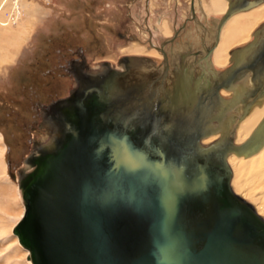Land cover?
Instances as JSON below:
<instances>
[{
    "label": "water",
    "instance_id": "water-1",
    "mask_svg": "<svg viewBox=\"0 0 264 264\" xmlns=\"http://www.w3.org/2000/svg\"><path fill=\"white\" fill-rule=\"evenodd\" d=\"M248 73L253 87L230 100L244 103L242 116L264 97V24L231 51L217 89ZM72 121L23 181L18 232L35 264H264V223L230 192L224 154L180 158L153 132L148 139L104 124L81 101Z\"/></svg>",
    "mask_w": 264,
    "mask_h": 264
},
{
    "label": "rangeland",
    "instance_id": "rangeland-1",
    "mask_svg": "<svg viewBox=\"0 0 264 264\" xmlns=\"http://www.w3.org/2000/svg\"><path fill=\"white\" fill-rule=\"evenodd\" d=\"M10 1L0 0V7L9 8ZM15 2L21 9L18 20L0 25V264H35L33 253L18 232L27 215L20 185L28 173V159L45 138L57 134L54 129L58 120L52 118L51 111L69 101L80 88L82 78L101 66L123 69L125 58L141 56L156 61L160 73L163 54L151 46V34L155 45L168 44L176 25L188 22V27L197 28L188 20L190 0H179V5L177 0ZM22 27L25 38L15 51L10 41L19 39L21 34L11 31ZM241 31L244 33V29ZM183 34L178 36L177 43H181ZM215 41L209 47L193 42L189 49H209ZM209 54L197 52L195 56ZM229 59L230 56L226 65ZM261 164L264 165V159ZM226 167L229 174L226 182L236 197L230 188L231 169L229 165ZM257 167L260 169L259 164ZM237 199L264 223L255 214L251 202Z\"/></svg>",
    "mask_w": 264,
    "mask_h": 264
},
{
    "label": "bare ground",
    "instance_id": "bare-ground-1",
    "mask_svg": "<svg viewBox=\"0 0 264 264\" xmlns=\"http://www.w3.org/2000/svg\"><path fill=\"white\" fill-rule=\"evenodd\" d=\"M17 1L20 2L21 0ZM26 3L27 2H25V4ZM240 19L238 17L233 18L232 16V19L229 20L227 26L220 31L218 41L216 40V35H213L215 31L208 34L203 29L202 31L197 28V30H187V33L184 36L185 38L182 36L183 40L180 44L179 42H175L173 45H171L167 42L170 45V48L167 49L166 47L168 44L164 45L163 48L164 51H166L168 61L170 62L171 66L173 64L179 68L178 63L181 52L190 51L191 54H189L185 60L187 81L181 83L183 85L185 83L186 87L185 89L182 87L180 91L178 90V93L181 95H179V111L177 113L173 112V116H170L169 114H160L158 126L155 132L156 135L153 139L162 145V147L168 149L171 153L178 155V157L183 159L192 158L193 155H207L211 157V159H218L220 161L221 159L219 156L217 158L216 155H218V153L219 155L224 154L222 156L223 160L225 161L226 165H229L231 169L230 188L235 193L236 197L241 201L251 202L255 214H257V216L259 215V217L264 220V165L261 164L264 159V97L257 101L251 111L245 116H242L244 112V103L241 100L231 104L227 108H220V106L216 105L218 102L213 98L210 100V102L213 103L211 106L205 104V107L210 106L209 108H205V112L207 111L206 115L204 114L201 115V117H198L194 114V112L184 113V99H188L192 96V93L190 92L191 84H193L197 79H204V76L201 75V66H207L205 67L207 71L216 73L221 66H226L228 58L231 56V53H228L230 45L235 42L247 40L248 35L243 37L241 34L242 22ZM207 23L208 27L210 28L211 26L209 25L211 24V21H208ZM213 26V28H216L217 24ZM18 35L20 37V34ZM214 39L216 40L215 44L218 45H216L217 47L213 45L211 48L207 49L208 53L209 50L211 51L209 56H207L208 54L195 56V51H198L200 47L195 51L192 48L189 49V46H191L193 42H197L199 46L201 43L205 46H209ZM200 50H203L201 54L206 53L204 49ZM127 59L130 60H128L127 63L126 61H123V63H125V65H123V69L119 67L117 70H110V67L108 69L107 67L102 68L101 66L96 70H91L92 72H88L89 77L86 79L84 77L82 78L80 82V88L77 89L75 95H73L69 101L61 104V107L51 111L54 112L51 114L53 116L52 118L58 120L60 126L58 123H55L56 128L54 131H56L57 134L49 133V137L45 138V142L39 145L37 151H35L34 155H32V158L28 160L26 165L28 173L34 171L37 168L34 158L38 157L42 151L49 152L54 150L56 148V142L59 140V138H61L60 136L65 131L64 129H71L73 124L72 111L70 112L71 102L77 98L87 95L84 94L83 91L88 90L87 88L94 84V79L97 77L99 78L100 75H103L102 79H105L107 86L105 88L97 87L96 96L102 100H100V103L104 104L108 108L106 113L103 114L105 121L118 120V122L124 123L132 122L127 120L123 121L124 118H116L115 115L118 111L122 110L120 108L121 106L122 108L124 107L122 104L124 97H128L132 101L133 95H130V91L128 92L126 89L129 88L127 86L141 82V77H147V75L151 74L152 71L156 73V76L150 81L152 84L151 90H153V87L156 85H158L159 90H162L160 88H163V90L166 88L169 89L172 86L174 80L172 77V67H170L167 77L166 70L163 74V77L161 76L162 78H157L160 77L158 75L162 73V69L160 67L161 72L158 73L159 71L157 69L159 66L154 65L151 68L154 62L152 65H147L151 59L141 56H132ZM209 59L212 61L210 62ZM139 63L140 65L143 64L141 65L143 67L136 68L138 67ZM122 64H120V66H122ZM127 64L128 67L126 68ZM125 68L127 69L126 73L120 72ZM209 75H211V73ZM217 75L218 74H215L214 77H217ZM154 92L156 91L153 90V96L155 98L152 99L155 101L154 104H156V102L159 100L157 99V96L154 94ZM236 92H240L238 88H233L231 90L222 89L221 91V93L226 96L235 95ZM100 94L104 96L105 100L100 96ZM108 99H110L113 103L116 102V104L117 101L121 102V106L118 107L115 104V107L111 108L112 106L108 103ZM221 105L224 106V104ZM127 108V111L133 113V109L135 107L131 103ZM61 111L64 113H61ZM134 111H137L136 115L133 117L134 120H136L139 118V113L142 111H140L139 108H135ZM220 117L222 120L219 119ZM199 134L202 135L197 138ZM230 143L233 145V149L223 152V150L228 147ZM249 154L252 155L248 156ZM232 156H234V158H232ZM249 159L252 160L249 161ZM258 164L260 169H257ZM28 173H25L24 176H26ZM227 178H229V174ZM262 181L263 183L260 184ZM21 183L22 184L20 185V188L22 190V195L24 196V182ZM25 202L27 211L28 202L27 200ZM28 248L33 253L32 249L30 247Z\"/></svg>",
    "mask_w": 264,
    "mask_h": 264
},
{
    "label": "flooded vegetation",
    "instance_id": "flooded-vegetation-1",
    "mask_svg": "<svg viewBox=\"0 0 264 264\" xmlns=\"http://www.w3.org/2000/svg\"><path fill=\"white\" fill-rule=\"evenodd\" d=\"M240 2H241V5H242L244 0H241ZM190 3H191L190 4V8H191L192 7V0H190ZM193 4H194V10H195V13H196L195 14V18L193 17L192 8H191L190 9V18L188 20L192 21V23H195L196 28H199L200 30L203 29L208 34L213 32V31H215L214 34L213 33L212 34L216 35V37H217L219 24H220L221 20L216 23L217 24L216 28H213L214 26H213L212 22H211L212 25L210 24L209 26H211V27L209 28L207 22L208 21H212V20L211 19L205 20V19L201 18L200 14L197 11L196 0H194ZM177 5H179V0H177ZM177 10H178V6H177ZM230 10H231L230 15H231L233 13L234 9L231 8ZM237 16H239V15H237ZM234 17H236V16H233V18ZM188 24H189L188 22H185V24H180L179 26L176 25L175 29L173 28V31H174V36H175V32L177 31V37L174 39L173 42L171 41V39H169L168 43L173 45L175 42H177L178 36L182 32H184L183 35L185 36L186 33H187V30H197V29L188 27ZM223 24H222V26L220 28V31L223 30V28H224ZM219 35H220V32H219ZM153 37L154 36H153V33H152L151 36H150V40H151L150 44H151V46L161 50V52L163 54V57H164L162 59L163 63H161V65H160L161 69H162V73L160 75H158L160 77H157V78H162L163 74L165 73L166 70H167L166 71L167 72L166 73V77H167V74L169 73L170 67H172V69H173L172 70L173 71V73H172L173 76L172 77L174 79L173 83H172V86L169 89L166 88L165 90H163V88H160L162 90H159L158 85L153 87L154 88L153 90L156 91L154 93L156 94L157 99L159 100L158 102H156V104H154L155 101H153V99H152V98H155V97L153 96V93H151V92H153V90H151L152 89V85H150V79L154 78L156 76V73L152 71L151 74H148L147 77H145V78H148V79H145L144 77L143 78L141 77V82L136 83V84L134 83L133 85H128L127 87H129V88L125 87L128 90V92L130 91L129 92L130 95L132 94L133 96H132V101L128 97H126V98L124 97V99L122 100V104L124 106L123 108L121 106V102L117 101V104H116V102L113 103L110 99H108L109 100L108 103L112 106L111 108L115 107V104L118 107L121 106L120 108L122 109L121 110L122 112L118 111L117 114L115 115L116 118L122 117V118H124L123 121L127 120V121H132V122H128V123L119 122V123H116V122H114V120L105 121L104 117H103V114L106 113L108 108L104 104H101L100 103L101 99H99L96 96V94H97L96 93L97 92L96 88L97 87L98 88H105L107 86V83H106L105 79H102L103 75H100L99 78L97 77L96 79H94V84L91 85V87H88L87 88L88 90L83 91V93L87 94V95H84V96H82L80 98H77V99H75V100H73L71 102V104H70V108H71L70 112L73 111L74 105H76L77 102L81 101V102H84V104L88 103V104H90L91 107H94V108L97 109V111L99 112L100 119H101V121L104 124H107L109 126L119 127V129L125 130V131H129V132H131L133 134L145 133L146 137L148 139H150V132L154 133L156 131V128L158 126V119L160 118V114L161 115L169 114L170 116H173L174 115V114L172 115L173 112L177 113L179 111V104L178 103L180 102V96L181 95L178 93V90L180 91V89L182 87L184 89L186 87L185 83H184V85L181 84V83L187 81V75H186L187 71H186V66H185V60L188 57V55L191 54L190 51L181 52V54L179 55V63H178L179 68L176 65H173V64L171 66L170 62L168 61V57H167L166 51H164V48H163L164 45H166V43L163 46H162V43L159 44V45H155ZM250 40H252V37L248 41H250ZM248 41H245V43H241L239 45H236V47H233V48L235 49V48H237L239 46H242V45L246 44V42H248ZM214 45H215V47H217L216 45H218V44L214 43ZM207 47H209V46H207ZM215 47H214V49H215ZM207 49L208 48H206L204 50L207 51ZM202 51L203 50H198V51H195V53L202 52ZM231 51H230V53H231ZM128 60H130V59L126 58L124 61H126V63H127ZM209 60H210V62L212 61L211 59H209ZM153 62H154V64H153ZM140 63H142V62H140ZM140 63L138 65V67H136V68L143 67V66H141L143 64L140 65ZM143 63H145V62H143ZM149 64H151V65L153 64L151 66V68L154 65L158 66L156 61H154V60H150L149 63H147V65H149ZM207 64H208V62H207ZM230 64H231V56H230V60H229L228 65H226L222 69H218V71L216 73L213 72V74H212V72H209V71L206 70L205 67H207V66H203V67L201 66V68H202L201 75L204 76V79L203 80L197 79L193 84H191L190 92L192 93V96L189 97L188 99L187 98L184 99V103H185V111H184V113H193L194 112V114L197 115L198 117H201V115H204V114L206 115L207 111L205 112V108H207L208 106L205 107V104L211 106V104H213V103L210 102V100H212V98L215 99L218 102V103H216V105L220 106V108H222V107L227 108L228 106H230L232 104L230 102V100L232 99L233 95H230V96L223 95L221 93L222 89L231 90L233 88H238L240 93H244V92H246L247 90H249L250 88L253 87L252 73H248L240 81H238L237 83L233 84V86L230 89H227V88H224V87H222L220 89H217V86H216L217 85L216 84L217 83L216 82V78L217 77H214V75L215 74H219L220 71H223L224 69H226ZM205 65H206V63H205ZM127 67H128V64L126 65V68ZM134 70H136V69H134ZM120 72L126 73L127 69H125L124 71H120ZM210 73H211V75H213V77L211 75H209ZM84 75H87V73L84 72ZM150 75H151V78H150ZM88 77H89V75H87V77H85V79L88 78ZM97 82H102L103 84L99 85ZM100 96L104 98L103 95L100 94ZM242 97L243 96H240V98H242ZM224 98H226V99H224ZM104 100H105V98H104ZM131 103H132V105H134L135 108H139L140 111H142V112L139 113V118L136 119V120H134V118H133L134 115H136V112H137V111H134L135 108L133 109V113H130L129 111H127L128 110L127 107H129ZM150 103H152V104H150ZM221 104H224V106L221 105ZM210 109H212V108H210ZM61 113H64V112H61ZM171 118H173V117H171ZM219 119H221V117ZM139 140H141V139H139Z\"/></svg>",
    "mask_w": 264,
    "mask_h": 264
},
{
    "label": "crops",
    "instance_id": "crops-1",
    "mask_svg": "<svg viewBox=\"0 0 264 264\" xmlns=\"http://www.w3.org/2000/svg\"><path fill=\"white\" fill-rule=\"evenodd\" d=\"M240 1L241 0H196V6L201 18L205 20L211 19L213 25H216L217 21H220L224 17V15L231 8H233L234 10L233 13L229 16L230 18L228 17L229 19H227L223 24L224 28L227 26L232 16H241V26L242 29H244V33L241 31V34L243 37H246L248 35L249 40L250 36L253 38L254 31L264 24V0H244L242 5ZM16 30L21 34V37L19 39L10 41L11 45L15 47V51L21 44V41L25 38L24 27L14 29L11 32ZM248 40L240 41V43H244V41ZM233 47L235 46L231 47L230 45V48L228 50H233Z\"/></svg>",
    "mask_w": 264,
    "mask_h": 264
},
{
    "label": "built area",
    "instance_id": "built-area-1",
    "mask_svg": "<svg viewBox=\"0 0 264 264\" xmlns=\"http://www.w3.org/2000/svg\"><path fill=\"white\" fill-rule=\"evenodd\" d=\"M10 3L11 5L9 8L6 5H4L2 8L0 7V25L4 24L7 26L9 24L15 23L18 20L21 9L15 4V0L10 1Z\"/></svg>",
    "mask_w": 264,
    "mask_h": 264
}]
</instances>
